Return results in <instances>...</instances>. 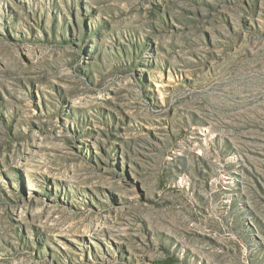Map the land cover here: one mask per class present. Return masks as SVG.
I'll return each instance as SVG.
<instances>
[{
    "label": "rangeland",
    "instance_id": "obj_1",
    "mask_svg": "<svg viewBox=\"0 0 264 264\" xmlns=\"http://www.w3.org/2000/svg\"><path fill=\"white\" fill-rule=\"evenodd\" d=\"M0 264H264V0H0Z\"/></svg>",
    "mask_w": 264,
    "mask_h": 264
}]
</instances>
